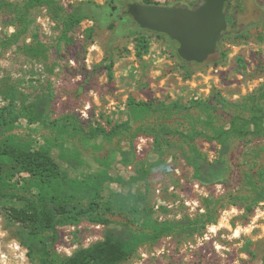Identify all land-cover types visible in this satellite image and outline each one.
Masks as SVG:
<instances>
[{"label":"rangeland","instance_id":"374dc122","mask_svg":"<svg viewBox=\"0 0 264 264\" xmlns=\"http://www.w3.org/2000/svg\"><path fill=\"white\" fill-rule=\"evenodd\" d=\"M56 1L51 8L27 7L26 0H0L6 2L0 3V110L9 114L42 95L52 120L69 122L73 117L82 132L68 129L62 133L21 120L9 133L35 145L53 144V155L72 175L97 177L107 172L113 179L104 184L106 197L120 203L141 194L159 220L191 218L197 222L212 210L210 222L204 225L198 220L196 233L146 241L119 264H263L264 198L256 199L254 182L264 184V151L256 153L264 138L233 137L224 156L226 168L201 183L183 156L179 133L166 137L169 146L158 150L154 136L138 128L145 123L187 130L204 111L194 107L171 115L150 111L136 118L127 104L132 99L155 105L177 100L189 107L195 102L214 103L218 92L238 100L255 91L264 83V0H231L228 16H236V27H244L245 33L222 38L226 59L201 67L181 59L179 44L167 35L147 33L144 49L139 30L120 34L110 28V23L119 25L113 18L119 11L106 24L83 18L64 34L63 19L71 6L88 0ZM92 1L109 13L111 4L126 9L131 0ZM154 1L188 6L195 2ZM239 112L221 108L215 120L226 124ZM126 120L133 126L129 132L86 138L85 133L97 126L110 131ZM197 143L210 160L220 157L218 142L198 137ZM4 173L11 177L9 167ZM21 181L18 189L5 192L22 193L26 183ZM106 216L111 220L108 225L84 219L77 225L59 226L57 250L71 255L104 239L109 230L129 239L126 224L131 217L120 210ZM18 232L19 225L0 204V264H41L21 244Z\"/></svg>","mask_w":264,"mask_h":264},{"label":"trees","instance_id":"16d2710c","mask_svg":"<svg viewBox=\"0 0 264 264\" xmlns=\"http://www.w3.org/2000/svg\"><path fill=\"white\" fill-rule=\"evenodd\" d=\"M131 1L161 4L154 0ZM202 1L195 0L196 5L193 7L198 6ZM0 3L6 5V2ZM230 3L231 0H228L225 4L228 28L223 32L221 40L233 33H245L244 27H236V16L232 19L228 16ZM55 4H57L56 0H26L25 2L27 7L47 5L53 8ZM7 5H12L16 11L19 9L16 4L9 3ZM175 5L190 7L181 3ZM114 14L111 5L110 12L107 13L103 11L101 5L94 1H83L78 5L71 6V10L67 12L63 19L65 25L63 33H67L83 18L92 17L106 24ZM113 18L117 19L119 25L116 27L114 23H110V28H115L120 34L132 29L139 30L141 35L139 42L141 43L145 41L147 33L166 35L140 28L133 18L124 12ZM221 40L216 53L204 63H186L201 67L211 62L223 61L226 59V54L222 49ZM144 43L142 46L145 49L147 42ZM214 96V103L195 102L193 106L189 107L177 100L155 105L150 101L137 102L132 99L127 104L136 118L140 114L150 111L160 112L163 115H171L175 111L185 109L190 110L192 107L204 111L205 115L203 117L200 115L199 119L197 118L194 123H191V127L187 130L169 127L167 124L156 127L145 123L140 124L138 128V132L143 131L154 136L155 146L158 150L169 146L166 137L173 133H179L184 142L183 156L193 169V177L201 183L209 182L216 173L226 168L224 156L229 153L230 141L233 137L248 140L264 138V83L242 99L230 100L219 92ZM221 108H236L240 112L232 116L228 123L217 124L215 118ZM69 119L70 123L64 122L62 119L52 120L45 97L42 95L24 102L20 108L12 109L9 114L0 110V204L3 205L7 216L19 225L18 237L21 244L41 264H119L127 260L136 248L146 241L175 234L196 233L199 221H202L204 225L211 221V209L197 222L191 218L159 220L154 218L150 206L141 194L129 196L119 203L113 198L106 197L104 193L105 182L113 179L107 172H103L97 177L72 175L70 169H63L53 155V144L45 142L35 145L28 139L9 133L21 120H26L30 124L50 127L62 133L68 129L81 133L82 129L77 126L73 117ZM132 129L130 121L126 120L115 124L110 131L97 126L95 130L89 134L85 133V135L90 141L92 138L100 136L112 138ZM198 137L218 142L221 147L220 157L210 160L198 145ZM263 151L264 145L256 149V153ZM6 167H9L11 177L5 175ZM21 179H24V183H26L22 193L9 194L5 192L6 189L13 190L22 186ZM254 190L256 199L264 198V184L259 186L258 181H255ZM115 210L126 212L131 217L130 222L126 224L130 233L129 239L117 237L112 230H109L104 239L81 247L71 255H63L57 250L56 244L61 238L59 226L77 225L84 219L108 225L111 220L106 216V213Z\"/></svg>","mask_w":264,"mask_h":264},{"label":"water","instance_id":"95a60500","mask_svg":"<svg viewBox=\"0 0 264 264\" xmlns=\"http://www.w3.org/2000/svg\"><path fill=\"white\" fill-rule=\"evenodd\" d=\"M228 0H203L196 7L145 4L131 1L124 13L142 29L166 34L176 41L178 55L186 62L204 63L215 54L228 28ZM112 10L117 7L111 4Z\"/></svg>","mask_w":264,"mask_h":264},{"label":"flooded vegetation","instance_id":"af4514ba","mask_svg":"<svg viewBox=\"0 0 264 264\" xmlns=\"http://www.w3.org/2000/svg\"><path fill=\"white\" fill-rule=\"evenodd\" d=\"M195 5H196V3H194V4H193L192 6H190V7H193V6H195ZM118 11H119V12H118ZM113 12H114V13H117V12H118V13L120 14V13L124 12V9L118 8V9L114 10ZM112 14H113V13H112Z\"/></svg>","mask_w":264,"mask_h":264}]
</instances>
